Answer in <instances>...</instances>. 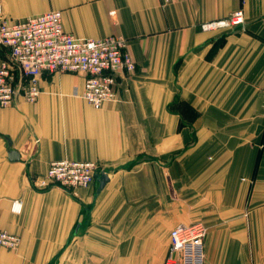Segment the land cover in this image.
I'll return each mask as SVG.
<instances>
[{
  "label": "crops",
  "instance_id": "1",
  "mask_svg": "<svg viewBox=\"0 0 264 264\" xmlns=\"http://www.w3.org/2000/svg\"><path fill=\"white\" fill-rule=\"evenodd\" d=\"M0 4V20L61 10L77 37L123 35L137 63L99 109L67 72L0 107V228L21 239L0 264H164L171 229L196 221L205 264H264V0ZM241 7L244 28L201 29ZM59 159L95 161L109 181L38 189Z\"/></svg>",
  "mask_w": 264,
  "mask_h": 264
},
{
  "label": "built area",
  "instance_id": "2",
  "mask_svg": "<svg viewBox=\"0 0 264 264\" xmlns=\"http://www.w3.org/2000/svg\"><path fill=\"white\" fill-rule=\"evenodd\" d=\"M0 4V14L2 15ZM206 32H227L244 28L245 12L238 8L228 16L201 23ZM0 107L16 104L20 97L36 102L45 74L79 73L85 77L83 97L99 109L117 98L119 79L135 72L137 63L129 51L128 39L111 34L103 38H80L63 26L61 10L45 12L20 21L0 20ZM76 95H79L76 91ZM38 143L39 140L36 139ZM97 162L59 159L50 163L46 175L35 180L43 189L57 184L71 191L90 186L100 172ZM23 201L12 203L21 213ZM207 226L202 221L180 224L170 231V247L164 264H205ZM20 236L0 228V246L16 249Z\"/></svg>",
  "mask_w": 264,
  "mask_h": 264
},
{
  "label": "water",
  "instance_id": "3",
  "mask_svg": "<svg viewBox=\"0 0 264 264\" xmlns=\"http://www.w3.org/2000/svg\"><path fill=\"white\" fill-rule=\"evenodd\" d=\"M18 156L19 155H18L17 152H15V151L11 152V158L12 159H16V158H18ZM97 180H98V183H99L98 189H97V193L99 194L102 191V189L105 187L107 182L109 181V176H108L107 173H102V174L97 176Z\"/></svg>",
  "mask_w": 264,
  "mask_h": 264
}]
</instances>
